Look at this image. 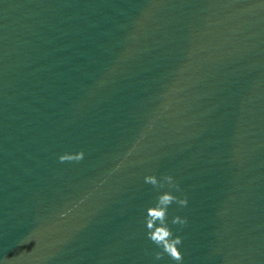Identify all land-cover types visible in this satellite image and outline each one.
<instances>
[{
  "label": "water",
  "instance_id": "obj_1",
  "mask_svg": "<svg viewBox=\"0 0 264 264\" xmlns=\"http://www.w3.org/2000/svg\"><path fill=\"white\" fill-rule=\"evenodd\" d=\"M0 264H264V0H0Z\"/></svg>",
  "mask_w": 264,
  "mask_h": 264
}]
</instances>
